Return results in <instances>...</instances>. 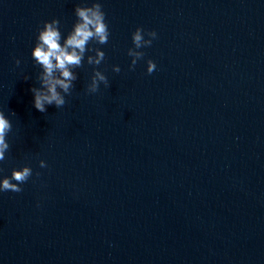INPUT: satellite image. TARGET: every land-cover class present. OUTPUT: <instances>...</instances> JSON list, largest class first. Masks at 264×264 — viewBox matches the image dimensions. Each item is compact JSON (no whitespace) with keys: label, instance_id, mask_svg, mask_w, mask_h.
<instances>
[{"label":"water","instance_id":"1","mask_svg":"<svg viewBox=\"0 0 264 264\" xmlns=\"http://www.w3.org/2000/svg\"><path fill=\"white\" fill-rule=\"evenodd\" d=\"M92 2L0 0V178L33 173L0 192V264H264V0H98L105 60L42 113L37 28L62 43ZM136 27L157 38L129 70ZM93 67L109 86L89 94Z\"/></svg>","mask_w":264,"mask_h":264},{"label":"clouds","instance_id":"2","mask_svg":"<svg viewBox=\"0 0 264 264\" xmlns=\"http://www.w3.org/2000/svg\"><path fill=\"white\" fill-rule=\"evenodd\" d=\"M73 11L76 20L71 30L63 37L62 43L58 19L44 21L42 26L37 28L31 57L41 71L36 76L39 87H32L30 91L33 94V106L42 113L46 112L48 105H54L59 109L67 103L66 97L72 95L73 82L77 79L74 69L82 68L85 62L88 65L99 66L105 60V53L100 48L89 47L92 42L104 45L109 41V26L101 3L93 0L90 6L86 3L83 6L78 4ZM156 38L155 31H147L141 27H136L131 32L133 47L127 50V55L132 58L129 70H134L137 62L144 58V53L138 49L150 47ZM86 52L94 53V55L85 56ZM14 63L19 66L20 60L17 59ZM155 70V62L151 59L146 60V72L152 74ZM112 71L119 73V66L113 65ZM25 79L29 77L26 76ZM101 84L105 87L109 86L107 77L93 67L89 83L86 85V92L97 93ZM11 131L12 123L4 112L0 111V161L6 159L5 153L10 149L7 137ZM38 163L41 168L47 166L43 160ZM32 175V169L29 166H21L18 170L13 168L10 176L0 178V192H21L20 185L26 183ZM36 175L38 176L39 173Z\"/></svg>","mask_w":264,"mask_h":264}]
</instances>
